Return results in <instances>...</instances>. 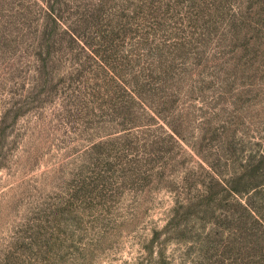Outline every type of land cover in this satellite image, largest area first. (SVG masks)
Listing matches in <instances>:
<instances>
[{
  "label": "rangeland",
  "instance_id": "1",
  "mask_svg": "<svg viewBox=\"0 0 264 264\" xmlns=\"http://www.w3.org/2000/svg\"><path fill=\"white\" fill-rule=\"evenodd\" d=\"M0 264H264V0H0Z\"/></svg>",
  "mask_w": 264,
  "mask_h": 264
}]
</instances>
